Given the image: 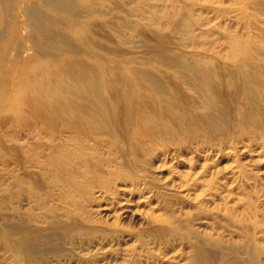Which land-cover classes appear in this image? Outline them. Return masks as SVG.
<instances>
[{
    "label": "bare ground",
    "instance_id": "bare-ground-1",
    "mask_svg": "<svg viewBox=\"0 0 264 264\" xmlns=\"http://www.w3.org/2000/svg\"><path fill=\"white\" fill-rule=\"evenodd\" d=\"M112 1L16 0L1 8L0 204L10 210L6 247L24 264L27 253L58 252L65 240L95 236L94 217L77 214L95 200L110 197L97 213L100 223L129 212L111 194L116 183L139 184L129 169L169 141L183 149L185 134L199 138L206 115L222 109L239 110L240 120L264 118L262 46L223 34L232 46L221 53L188 50L182 6L160 19L163 26L134 22L140 39L132 40L90 18L110 8L117 22L122 11ZM23 37L34 48L24 61Z\"/></svg>",
    "mask_w": 264,
    "mask_h": 264
},
{
    "label": "rangeland",
    "instance_id": "rangeland-1",
    "mask_svg": "<svg viewBox=\"0 0 264 264\" xmlns=\"http://www.w3.org/2000/svg\"><path fill=\"white\" fill-rule=\"evenodd\" d=\"M9 2L16 0H5L0 11ZM112 2L121 8L122 15L115 16L121 25L112 23L110 8L104 16L90 18L104 22L116 35L117 29L128 31L132 40L140 39L130 28L134 22L141 20L155 28L162 25L163 17L178 15L182 6L188 22L183 23L180 35L184 39L191 36L185 43L188 50L221 53L232 46L223 34L233 35L234 40L249 37L264 48V0ZM19 45L23 61L32 56L34 48L27 37ZM11 56L4 55V60L9 63ZM238 115L239 110L221 109L202 120L199 138L184 135L188 145L183 149L174 141L165 148L156 147L143 165L129 169L139 184L119 181L116 193H111L129 205V212L115 205L123 214L104 216L108 222L100 223L97 213L110 197L95 200L99 204L77 213L94 217L95 225L89 230H95V236H79L73 243L65 240L58 252L27 253L25 264H264V118L254 122L240 120ZM3 187L0 196L5 197ZM123 187H128L124 194ZM125 196L129 199L119 198ZM8 211L0 204V264H24L6 247L3 231Z\"/></svg>",
    "mask_w": 264,
    "mask_h": 264
}]
</instances>
